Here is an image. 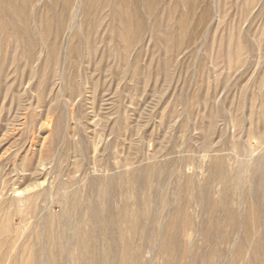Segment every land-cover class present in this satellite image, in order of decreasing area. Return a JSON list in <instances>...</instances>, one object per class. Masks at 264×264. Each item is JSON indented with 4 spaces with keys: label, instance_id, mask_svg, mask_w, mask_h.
<instances>
[{
    "label": "rangeland",
    "instance_id": "rangeland-1",
    "mask_svg": "<svg viewBox=\"0 0 264 264\" xmlns=\"http://www.w3.org/2000/svg\"><path fill=\"white\" fill-rule=\"evenodd\" d=\"M264 264V0H0V264Z\"/></svg>",
    "mask_w": 264,
    "mask_h": 264
},
{
    "label": "bare ground",
    "instance_id": "bare-ground-1",
    "mask_svg": "<svg viewBox=\"0 0 264 264\" xmlns=\"http://www.w3.org/2000/svg\"><path fill=\"white\" fill-rule=\"evenodd\" d=\"M26 264H28V263L26 262Z\"/></svg>",
    "mask_w": 264,
    "mask_h": 264
}]
</instances>
